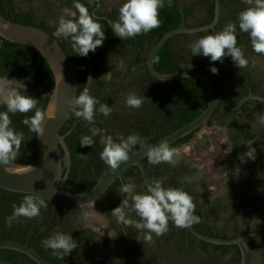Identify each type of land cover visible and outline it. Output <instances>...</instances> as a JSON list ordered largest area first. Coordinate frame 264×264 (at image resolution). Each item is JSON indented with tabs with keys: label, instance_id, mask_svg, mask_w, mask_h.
Returning <instances> with one entry per match:
<instances>
[{
	"label": "trees",
	"instance_id": "obj_1",
	"mask_svg": "<svg viewBox=\"0 0 264 264\" xmlns=\"http://www.w3.org/2000/svg\"><path fill=\"white\" fill-rule=\"evenodd\" d=\"M68 5L73 4V0H62ZM99 0H96V4ZM235 4L238 5L239 9H234V7L222 10L223 15L221 16L218 24L214 29L202 31L194 34H178L171 37L164 46L158 51L155 57V66L156 68L163 73H171L176 70H200L207 75H209L214 84L216 94H222L225 99L230 103H237L243 96L252 93H260L261 90V81H257L253 75L244 71L240 74L237 91L235 92V87L228 86L224 89L223 84L226 80V77L229 76V72H233L236 68L233 61L230 57L224 58L223 63L220 61L211 62L209 58L203 56H193L200 58V64L198 68H189V57H192L189 45L195 40L199 39L208 34H213L215 32L222 31L225 25L229 22L235 23L237 21V14L244 8L246 4L241 0H234ZM80 2L88 9L89 13L92 14V8L84 0ZM207 6L208 19L203 20L204 17L196 19V21L202 20L199 24L189 25L186 24L188 18L195 17L194 12L196 11L195 5L184 4L182 7L178 4L177 1H172L171 6L168 5L167 0H165V6L160 10V19L162 24L160 27L153 29L147 34H141L135 38H130L126 40H120L117 38L107 39L104 44L107 47V50H112L115 46H122L125 49V53L121 56L126 58L128 54H132L133 51L136 52V58L133 61L130 71H135L136 75L134 78L131 77V74L127 73V83L129 87L138 89L141 94V99L143 101L142 106L139 109L131 110L129 116L133 119H127L126 104L125 101L121 102L118 106L119 93L120 89H112V91L101 94L99 99L101 104H108L110 107H113L111 115L105 118L102 114L96 116V124L100 128L109 130L106 135H112L114 139L118 135H122L127 138V136L138 133L142 140L145 141L149 137V142H152L164 135H167L174 130L180 128L184 124L190 122L192 119L197 117L203 109L206 108L209 102V93L205 82L197 77H186V78H177L170 81H162L155 78L147 68V58L152 47L159 41V39L168 31L178 28L181 26H199L205 25L213 21L215 14V0H204ZM222 6L225 4V0H221ZM14 7V0H0V12L6 15L10 19H14L20 22L34 24L40 26L47 31H49L43 24H35L33 22V12H22L14 13L11 9ZM100 14L99 12H97ZM112 19L116 21V17L111 15ZM98 22H101L98 20ZM103 22L108 26V30H105L107 34H113L111 27L107 20ZM50 32V31H49ZM245 33H241L237 28V45L242 50L243 54H246L247 48L244 49L246 41L242 40ZM2 43L0 46V76H12L20 80L25 81L29 86L39 89L52 91L54 88V77L52 71L45 60V58L38 52L35 48L29 45H23L19 43H14L3 39L0 37ZM64 48V47H63ZM65 49V48H64ZM107 50H103L101 47H98L95 53L91 52L92 55V68H93V78L96 77V73L100 71L98 66L100 65V54H106ZM72 60L73 64L76 67L78 76H79V94L83 92L87 82L88 76V59L87 57H80L75 55L73 52L65 50ZM184 58L187 60L183 66L180 61ZM143 63L141 66L145 69H138L140 63ZM215 66L218 68V74H212L210 72V67ZM140 67V66H139ZM113 80L111 82L104 81L103 79H98V84L100 88L106 87L108 84L111 86L119 85L123 86L124 83L123 77H120V74L115 73L114 69L112 70ZM119 79L115 82L116 79ZM120 81V82H119ZM119 82V83H118ZM250 86V87H249ZM250 88V90H249ZM264 95V92L261 93ZM37 107L42 111L45 110L46 105L49 100V95L43 99H37ZM253 102L256 103L258 109L264 111V103L260 101L249 100L246 101L241 110L246 114V119L248 121L254 120V108L250 104ZM98 107V106H97ZM220 105L217 106L219 109ZM119 109V110H118ZM5 107H1L0 111H5ZM235 110L234 112H237ZM233 113L232 110L227 108L224 109L223 114ZM25 115L31 116L32 112L27 114L17 113L15 115H10L12 121V126L15 130L20 132H25L27 134V140L30 144V148L27 151L20 150L15 162L25 163V164H34L38 160L37 145H36V134L29 131L27 126H25L22 121L25 118ZM123 115L124 119L121 118ZM111 118H114L117 122H112ZM244 123V122H242ZM234 130L237 134H242L243 138L246 139L249 136L250 129L243 124L241 127L240 120H235L232 124ZM90 126H84L83 122H79L75 129L66 136L67 144L71 151L72 156V165L67 179L64 181V186L72 191L83 192L92 188L97 182L101 174L108 168V166L100 159V153L103 150V145L99 143L100 136L93 137L94 144L89 147H81L80 140L81 135L91 136ZM97 128V127H96ZM67 128L61 130L62 134L67 132ZM195 132L190 135L182 138L175 143L169 145L173 148H178L181 142H188ZM237 140H241V135L236 136ZM144 145V143H138L129 154L138 150ZM81 155H86L82 157ZM146 166H148L149 160L148 157L144 159ZM153 166V164H151ZM169 170L173 169L178 175L179 170L171 166H166ZM136 169L140 178L138 182H142L141 172L138 166H133L127 170L125 176H131L133 170ZM167 174L166 172H161V178L163 175ZM151 178V174H149ZM158 176V175H157ZM160 176V175H159ZM165 182L171 183L173 188L181 187L180 178H172V180H165ZM151 182H154L151 178ZM165 184V183H164ZM189 194L188 189H184ZM25 194L11 192L0 187V239H14L23 243H26L36 249L42 256H44L52 264H65L64 259H60L57 256L51 254V250H46L41 241L48 238L55 230L59 229L61 220L58 217V214H65V211L69 213L76 212V208H65L62 206L55 205L47 200H45L47 207L41 209V214L39 217L27 220L25 218H20L18 221H14L12 226L9 228L5 220L7 217L11 216L13 212V206H19L21 200ZM110 198L106 200V203L109 202ZM214 214L216 216V208H205L204 209H195V216L199 217V223H194L196 229L199 231L210 235L218 237L213 231H210V227L207 225H202L201 220L207 219L209 216ZM207 228V230H206ZM189 233V232H188ZM191 234V233H189ZM192 235V234H191ZM193 236V235H192ZM199 240L198 238H194ZM204 248L212 247L213 249H227L226 245H215L208 243L203 240H199ZM0 257L7 258L15 262L16 264H38L28 255L12 250V249H0Z\"/></svg>",
	"mask_w": 264,
	"mask_h": 264
},
{
	"label": "flooded vegetation",
	"instance_id": "obj_2",
	"mask_svg": "<svg viewBox=\"0 0 264 264\" xmlns=\"http://www.w3.org/2000/svg\"><path fill=\"white\" fill-rule=\"evenodd\" d=\"M84 1L92 8V14H94L97 20L101 21L99 23L102 25L104 31L108 30V26L103 20H107L111 27L110 22L114 21L111 15L118 19V9L114 8L112 10V8H105L106 4L103 0H99L97 4L95 2L96 0ZM172 1H177L181 7L184 4H196L197 9L194 12L195 17L193 18H196L197 15L200 14V17H204L203 20L208 19V13L206 11L207 6L206 3H204V0ZM58 2L66 7H72V5H68L62 0H58ZM235 2L236 1L234 0H225V4L223 6L221 4V16L223 15L222 10L231 7L239 9ZM245 7H247V5ZM11 11L14 13L28 12L19 8L16 4V0H14V7ZM236 14L238 15V13ZM36 16L37 15L33 13V22L38 25L43 24V26L53 34L55 27L50 25L46 20L36 18ZM193 18L189 17L186 24L193 25L202 22V20L193 21ZM108 35L113 36L115 34ZM244 36L242 40H245ZM108 38L116 40L118 37ZM58 40L65 50L73 52L68 41L63 39ZM1 43L2 41L0 39V46ZM101 48L107 50L105 44H103ZM246 48L248 52L250 47L247 46ZM125 49L122 46H115L114 48L112 46V50H107L105 55L100 54V65L98 66L100 71L96 73V77L93 78L92 84L89 87L91 95L94 97H99L101 95L98 93L99 89H101L98 84V79H103L105 81L104 77L101 75L104 71L103 69H117L118 63L122 61L125 64L123 69L126 70L123 74L125 82L122 83V87L119 86V89L121 92L123 90L127 92L128 88H130L129 84L126 85L128 81L125 76L127 73H130L131 77L134 78V75H136L135 71H130V69H133L132 64L136 58V52L133 51L132 54H128V56L124 58L121 55L125 53ZM187 59H190V57ZM248 60V67L244 69H238L236 67L233 72H229L230 74L226 77L223 84L224 89L232 85L238 87L237 82L239 81L240 74L244 71H248L257 81H261V90L259 91V94L264 92V75H262V71L260 70L262 67H260L256 61H253V59L250 60L248 58ZM186 61L187 60H184L183 58L180 63L184 66ZM142 64V62L139 64L140 67L138 66V69H145V67L141 66ZM187 66L189 68H198V66H191L190 64H187ZM9 80H17L13 82L15 84H24L27 89V94L35 99H43L48 95L45 93L34 95V90L36 88H33L25 81L12 76H0V86L6 85ZM126 95L127 94H125V98ZM217 96L224 97L222 94ZM119 98L121 99L122 97L119 95ZM125 98L118 101V106L122 101H125ZM250 105L251 107H253V105L257 106L255 102ZM220 106L219 109L216 108L205 126L211 125L216 117H221V119L226 120L228 124H232L235 120H240L241 127H243L244 123L247 126L246 114H244L242 110L237 112L233 111V113L224 115L223 111L225 107L222 105ZM1 107H4L2 103H0V108ZM131 110L133 109L124 112L127 114V119L130 120L134 117L131 118L129 116L132 112ZM121 116V118L124 119V116ZM111 121L114 123L117 122L114 118H111ZM79 122H83L84 126H90L87 125L85 121L78 120L72 113L62 130L67 128L68 131L65 134L68 136ZM92 127H97L98 129L103 130V133L109 131L100 128L96 123L95 125H92ZM249 129V136L244 139L242 134L236 133L233 126H229L228 140L232 145L231 159L234 162L232 165V175L224 185V188L214 197L206 200L205 203H202V190H200L196 183L193 181L188 182L187 180L188 177L195 173V169L192 167L191 163L181 162L176 165L160 163L153 166L151 163H148L147 166L148 172L151 174L153 181H162L164 187L173 188L171 183H167L163 179L172 180L173 177H179L181 180V187L179 188L189 190L195 204V209L202 208L205 210V208H216V216L212 214L209 218L202 219L200 223L209 226L211 228L210 231H213L218 237L238 238L246 235L241 240V245H226V250L213 249L212 247L204 248L199 240L193 242L195 237L189 234L190 232L187 228H177L171 221L169 222L168 231L166 233L159 237L153 235L151 243H143V233L139 232L133 226H125L117 223L116 218L112 215V210L118 207L123 199V197L119 195V189L122 184L132 182L137 186L136 190L138 192L145 191L146 189L143 184V179L142 182H138L140 175L137 170L134 169L131 176H125L124 174L122 180L116 181L103 197L95 203L94 207H91L87 212L85 211V208H76L77 210L74 213L65 211V214H58V217L61 220L59 231L71 235L77 246L69 255L64 257V263L95 264V261H102L111 264L114 261L122 260V264H264V126L259 124L253 128L249 127ZM199 130L195 131V134ZM20 133L23 134L24 138L21 149L28 152V150L31 149V146L28 143L27 134L25 132ZM237 135H241V140L236 139ZM84 136L85 134L81 135V137ZM149 139L150 138L147 137L143 143H147ZM184 143L187 142H181L180 145ZM249 143H253L251 147L256 149V158L255 160L246 158L245 161H241L239 157L246 154L249 150L247 145ZM166 166L176 168L180 173L177 175L176 171L171 169L168 174V168H166ZM237 168H239L238 174L236 172ZM161 172H166L167 174L163 175L161 178ZM109 198V202L106 203V200ZM89 214L94 215V217H99L100 220L105 222L106 233H100L97 231L92 224V221H95V219L90 218L88 216ZM129 219L138 221L139 217H137L135 213H131ZM214 221L220 223L215 225ZM198 245H200V251L203 253L199 252L197 248ZM209 249L212 250L213 254L207 256L206 253Z\"/></svg>",
	"mask_w": 264,
	"mask_h": 264
},
{
	"label": "clouds",
	"instance_id": "obj_3",
	"mask_svg": "<svg viewBox=\"0 0 264 264\" xmlns=\"http://www.w3.org/2000/svg\"><path fill=\"white\" fill-rule=\"evenodd\" d=\"M167 3L171 6L172 0H167ZM243 3L247 7L238 13L235 23L229 22L222 31L200 37L189 45L192 57L203 56L209 58L211 62L221 63L224 58L230 57L238 69L248 67L249 60L237 45V28L241 33L248 35L252 51L264 55V0H243ZM164 6L165 0H124L118 9V19L110 22L111 31L120 40L147 34L162 24L160 10ZM53 26L55 27L53 36L68 41L73 53L80 57H87L90 52L95 53L107 39L102 25L80 0H73L72 7L63 8ZM8 28V24L0 21V29ZM209 70L214 75L219 71L215 66H211ZM92 80L93 78L89 76L87 84ZM14 81L17 80H9L6 85L0 86V103L6 109L0 111V166L11 165L16 160L24 139L23 134L18 133L12 126L10 115L32 112L31 116L25 115L22 123L30 132L35 133L37 138L43 136L50 116V113L37 107L38 100L27 94L24 84H15ZM68 103L73 115L78 120L85 121L87 125H95L98 114L107 118L114 110L108 104H101L99 99L90 94L88 87ZM142 103V99L134 93L125 99L126 106L133 109H139ZM258 123L264 126V115L259 117ZM90 132L91 136L81 138L80 146H93L95 142L93 137L100 136L99 143L103 145L100 159L113 172L122 162L129 160V152L134 146L143 143L138 133H133L127 138L118 135L114 139L112 135H106L103 130L96 127H91ZM252 144H247L249 150L239 157L241 161H245L246 158L255 160L256 149L251 147ZM179 151L170 147L168 142H163L149 149L148 160L153 165L160 163L174 165ZM236 172L239 173V168ZM136 189L137 186L132 182L122 184L119 195L123 199L120 205L112 210V215L117 223L133 226L143 233V243H151L153 235L159 237L166 233L170 221L182 229L199 222V217L194 215L193 198L183 188L164 187L163 182L157 180L149 184L145 191L138 192ZM46 207L44 198L25 194L19 206H13V212L6 218L5 223L10 228L12 223L20 218L27 220L37 218L41 214V209ZM131 213H135L139 220L129 219ZM74 241L71 235L57 229L42 240L41 244L46 250H51L53 256L64 259L77 247ZM116 264H120V261H116Z\"/></svg>",
	"mask_w": 264,
	"mask_h": 264
},
{
	"label": "water",
	"instance_id": "obj_4",
	"mask_svg": "<svg viewBox=\"0 0 264 264\" xmlns=\"http://www.w3.org/2000/svg\"><path fill=\"white\" fill-rule=\"evenodd\" d=\"M220 16L221 0H215V14L212 22L199 26H181L166 32L152 47L146 61L149 72L162 81L186 77L202 79L209 93V102L206 108L197 117L180 128L152 142L145 143L141 148L129 154V160L122 162L115 172L108 167L92 188L78 192L69 190L64 186V181L67 179L71 169L72 156L65 139L67 134L61 133L63 126L72 114L68 101L79 95V76L76 67L60 41L52 33L34 24L10 19L0 12V21L9 25L8 30L0 29V37L35 48L47 61L54 77V88L48 94L49 100L44 110L50 113L49 121L45 125L43 136L40 138L36 137L38 160L34 164L13 161L11 165L0 166V187L11 192L34 194L65 208H86L97 203L116 181L123 179L127 170L133 166H138L146 188L152 183L147 166L144 163V159L148 157L149 149L163 142H168L171 145L203 128L218 105H222L232 111H240L246 101L253 100L264 103V95L252 92L243 96L237 103H230L224 97L217 96L212 78L200 70L188 69L163 73L156 68L155 57L171 37L178 34H194L214 29L219 22ZM105 35L110 38L116 37V35L110 36L106 33ZM87 59V78L89 76L93 78L91 52ZM92 81H89L88 84L86 82L85 87L89 88ZM187 230L199 240L215 245H241V240L246 236L238 238L210 236L196 229L194 225H191ZM0 249L20 251L38 264H52L30 245L14 239H0ZM0 264L16 263L10 259L0 257Z\"/></svg>",
	"mask_w": 264,
	"mask_h": 264
},
{
	"label": "rangeland",
	"instance_id": "obj_5",
	"mask_svg": "<svg viewBox=\"0 0 264 264\" xmlns=\"http://www.w3.org/2000/svg\"><path fill=\"white\" fill-rule=\"evenodd\" d=\"M103 1L106 4L105 8H112V10L114 8L119 9V7L124 2V0ZM16 4L19 8L24 11L33 12L35 15H37L36 18L46 20L50 25H53L54 22L58 20L62 9L66 7L64 5H61L58 0H16ZM199 15L200 14L197 15V19L201 18ZM196 18H193V21L196 20ZM244 37L246 41V45L244 46V48H246L247 46L250 47L245 57L247 59L249 58L250 60L253 59V61H256V63H258L260 67H262V69L260 70L262 71V75H264V55H258L254 53L252 51L251 45L249 44L250 40L246 33ZM200 61V58L190 57L189 64L191 66H199ZM124 65V62L122 61L118 63V68L114 69L115 73L121 75L120 77H123V74L126 71L125 69H123ZM103 70L104 71L101 73V75L103 77L106 75L104 77L105 81L111 82L114 79L112 75L113 69ZM118 80L119 79L117 78L115 82ZM115 88L116 90H118L119 85H115L114 87V85L111 86L110 84H108L106 87L99 89L98 93L103 94L112 91V89ZM50 92V90H44L39 88L34 90V95H39L43 93L49 94ZM235 92H238L236 87ZM133 93L137 97L141 98L140 91L132 86L128 88L127 92L123 90L121 93H119V95L122 98H125V94H127V97L129 94ZM126 108L129 111L130 108L127 106ZM253 108L254 121L251 122L246 120V124L250 128L259 125L258 119L260 116L264 115V111L258 109L257 106L253 105ZM229 126L230 125L227 123L226 120H222L221 117H216L211 123V125L204 126L194 135L191 140H189L187 143L180 145L177 148L180 151L179 156L177 157L174 165L181 162L191 163L192 167L195 169V173L192 174V176L188 177L187 180L189 181L190 179L191 181L196 183V185H198L200 190H202V203H205L206 200L214 197L218 192H220L224 188V185L228 182L230 176L232 175V165L234 164V162L231 159L232 145L228 140ZM94 205L86 207L85 211L87 212V210H89L91 207H94ZM88 216L90 218L95 219V221H92V224L98 232L106 233L104 221L100 220L99 217H94V215L89 214ZM219 223L218 221H214L215 225H218ZM197 248L201 253L202 251H200V245H198ZM211 254H213L212 250L209 249L206 255L209 256ZM95 264L108 263L102 261H95ZM111 264H116V261L112 262ZM120 264H122V260H120Z\"/></svg>",
	"mask_w": 264,
	"mask_h": 264
}]
</instances>
